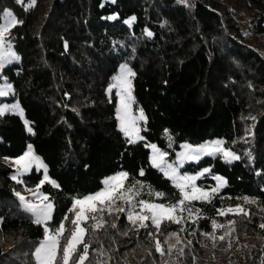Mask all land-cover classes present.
<instances>
[{"label":"trees","instance_id":"obj_1","mask_svg":"<svg viewBox=\"0 0 264 264\" xmlns=\"http://www.w3.org/2000/svg\"><path fill=\"white\" fill-rule=\"evenodd\" d=\"M30 3L0 0V22L6 9L22 21L6 35L19 59L0 67V81L13 88L0 103L18 101L31 129L18 114L0 115V264H34L44 236L42 224L14 193L38 185L41 171L33 168L14 181V169L4 162L22 155L28 144L54 182L40 187L53 203L49 230L68 226L74 199L98 192L117 172L127 174L123 188L133 189V204L116 199L111 212L106 205L94 213L103 228L85 222L84 264H264V0ZM121 63L134 72V105L145 115L137 142L119 130L117 96L108 91ZM213 138H221L238 159L203 156L182 171L208 169L198 185L211 190L219 174L224 187L209 200L186 202L192 215L179 212L180 223L163 220L159 229L151 220L146 227L133 225L128 211L138 212L140 200L175 204L181 198L150 163L148 145L173 160L183 142ZM237 206L244 212L219 215ZM213 221L225 227L214 229ZM229 227L234 230L220 240ZM156 240L164 254L155 250ZM169 243L176 245L171 253ZM83 250L78 245L77 254Z\"/></svg>","mask_w":264,"mask_h":264},{"label":"snow or ice","instance_id":"obj_2","mask_svg":"<svg viewBox=\"0 0 264 264\" xmlns=\"http://www.w3.org/2000/svg\"><path fill=\"white\" fill-rule=\"evenodd\" d=\"M36 0H31V3L27 5V7H33L35 5ZM7 15H11V13H7ZM134 19V18H133ZM130 22V21H129ZM17 23H22V21H17L16 19H10L9 22L2 27H0V49H3L7 43L6 33L9 31V27L15 26ZM151 35V33H149ZM3 57L0 56V59ZM134 75L131 70L127 69L126 66L122 67V74L117 78L119 85L123 86L125 91L128 93L127 99L130 100V80L128 79L129 76ZM10 87V85H9ZM6 95V92L0 91V96ZM127 112H128V104L126 103V97L121 96V107L118 112V119L121 122V128L125 132L126 135L129 134V128L127 125ZM2 114V111H0ZM139 119H144L143 114ZM133 131L135 128L133 126ZM31 131V129H29ZM129 142H132L131 140ZM153 148L154 155L152 157V164L154 166L159 167L163 161V156L165 153L159 152L156 149L155 145H151ZM214 151H223V155L226 158L231 159H238L233 153L229 151H224L220 148H215ZM189 159H197L196 156H189ZM21 169L27 170L28 167L32 163H36L38 167H44L39 161L38 158L32 155L31 146L29 145V150L23 156L19 157L15 162ZM170 167V166H169ZM19 171V169H18ZM207 171V169L205 170ZM175 170L173 169L171 172H165L166 175H172L175 178ZM141 174H143L141 172ZM127 176L126 173H119L117 176L109 177L104 180V189L95 194L84 196L82 199H74L73 207L69 209L70 212H74L75 218L72 219L73 228L70 231V235H68L66 242L63 245H60V238L65 233V226L63 223L55 230L54 233H50L47 229H45V239L40 243V246L36 248L34 256L38 262V264H70V262H74V264H84V262L88 259V248L89 245L84 243V235H85V228L82 227V223L92 219L95 220L96 223L91 225L92 229H100L104 227V220L101 217H97L95 215L89 216V213H97L104 211V207L107 205L109 212L112 211L111 204L116 199L125 200L126 203L129 205L133 204V189H127V195L125 194V190L122 185V179ZM16 177L14 176L13 179ZM197 177L195 176H182L179 177L177 187L180 189L181 199L178 200L175 204L165 205V204H156L151 203L148 201L140 200L139 203V212H135L133 210L128 211V220L133 225H139L140 227H146L147 225L144 223L145 221L151 220L152 224L156 225L157 229L163 220H168L175 223H180L182 217L177 215V212H184L187 211L189 216L192 215V209L186 207V202L191 200H209L213 194H215L219 187L223 186L224 181L222 178H216L219 183L217 187L212 188L210 191H206L196 187L193 183ZM48 180L47 175H45L44 180L41 181L43 184L45 181ZM54 183V182H53ZM40 185H37V191L33 192V196H37L39 194ZM191 188V191H188V188ZM19 198L24 201L25 198L20 196L17 193ZM157 196H162L163 193H156ZM247 200V198H245ZM48 197H42V202L40 204H32L30 202L25 201V209L32 213L35 216L34 222L37 224H41L46 220L51 218L50 212L52 209L51 203H44L47 201ZM252 202V201H249ZM78 209V210H77ZM117 212H124V208H117L115 209ZM226 212H233L236 214L243 213L244 210L237 206V208H228L226 210H219V215H225ZM245 215L247 213H244ZM67 219V217H65ZM213 228H223L224 225L217 224L216 221H213ZM233 222L229 221V226H231ZM112 227H116L115 224ZM261 228H264V224L260 225ZM231 227H229V231L225 232L224 236H220V240H224L231 231H233ZM183 231V229H182ZM210 235V238L213 240L216 239L214 233L212 234H205ZM171 236L175 237L176 233H172ZM164 243H168L166 240ZM177 243H179V238L177 237ZM191 244V241L188 242ZM83 244V252L77 254V247L78 245ZM215 246V245H213ZM62 248V255L58 257V249ZM176 248L175 244L168 245V252L171 253L173 249ZM155 250L161 254H164V249L162 248L161 241L156 240L155 242ZM180 255L184 254V249L179 248L177 249ZM78 255V260L75 259V255ZM103 255V252L100 253Z\"/></svg>","mask_w":264,"mask_h":264},{"label":"rangeland","instance_id":"obj_3","mask_svg":"<svg viewBox=\"0 0 264 264\" xmlns=\"http://www.w3.org/2000/svg\"><path fill=\"white\" fill-rule=\"evenodd\" d=\"M6 12L7 13H11V15H7ZM244 16H245V21H246V15H244ZM13 18L16 19L15 16L13 15V13L6 9L4 11V13H3L2 21L0 22V27H2L3 25L7 24L9 22V20L13 19ZM10 28L11 27H9V29ZM7 34L8 33H6V35ZM0 56L3 57L2 59H0V67H3L5 65H7V64H10L12 62L18 61V59H19L18 54L14 52V50L11 48V46H10V44L8 42L6 43V45H5V47L3 49H0ZM123 66H126L127 69L131 70V72L134 73L132 71V69L129 67L128 64L121 63L119 65L116 73L113 75L112 82H111L110 87L108 88V91L114 90L115 93H116V96H117L116 118H117V124H118L119 130L123 133V135L129 141L131 140L132 142H137V141H140V140L143 139L142 132H141V123L145 122V115L140 109H136L135 105H134L135 99H134V95H133V92H132V82H131L133 75L128 77V79L130 80V96H131L130 100L127 99L128 93L125 91L124 87L119 85V82H118L117 78L122 74V67ZM9 85H10V87H9ZM0 91L6 92V95L0 96V100L2 98L10 97L11 94L13 93V88H12L11 83H9L5 79H2L0 81ZM122 95L126 97V103L128 104V112H127V118H128L127 119V125H128V128H129V134L128 135H126L125 132L122 130L121 122L118 119V112H119V109L121 107V96ZM0 111H2V114H0V115H3L4 113H7V112L18 114L24 120V122L26 123V126H27L28 130L30 129L28 122L24 118L23 111H22L18 101L13 100V101H4L3 103H0ZM141 112L143 114L144 119H139V117L141 115ZM133 126L135 128V131L132 130ZM29 145L31 146L32 155L35 156L36 158H38L40 163L42 165H44V167H38L36 165V163H32L28 167V169L25 171V170L21 169L18 165H16L14 163L19 157L23 156L26 152H28ZM151 145H153V144H149L148 147L150 149V157H149V159H150V163L152 164V157L154 155V152H153V148L151 147ZM217 147L222 149V150H224V151H229V152L233 153L237 157V155L234 152H232L230 149H226L224 147L223 140L221 138H213V139H209V140H207V141H205L203 143H200V144H190V143H187V142H183L180 145V148L178 150H176L175 157H174L173 160L168 159L167 158V154L165 152H163L161 149L156 147V149L159 150V152L165 153V155L163 156V161H162V163L160 164L159 167L154 166L153 164L152 165L154 167H156L159 171H161L163 173V175L166 176L173 183V185H175V186L178 183L179 177H182V176H195L197 178H196V180L193 183L196 185V187H198L200 189H203V190H206V191H210L209 189L201 188L198 185V183H197L198 179H200L208 171V169H207V171H205L206 169H204V170H201V171L196 172V173H188V172L182 171V167L184 166V164L186 162H196L200 158H202L203 156H217V155H219V156H221L223 159H225L228 162H231V161L235 160V159H231L230 157L226 158L223 155V151H214V149L217 148ZM189 156H196L198 158L197 159H189L188 158ZM4 162H6L8 165H10L14 169L13 173L11 174V178L12 179H13L14 176L16 177L15 179H13L14 181H20L23 175L29 173L31 171V169L34 168L37 171H41L42 180H44L45 175H47L48 180L45 181V182H49L51 184H54L53 181L48 176L47 168H46L45 163L43 162L41 157H39L38 155L35 154L31 144L27 145L26 150L24 151V153L22 155H20L18 157H14V158L6 157V158H4ZM18 169H19V171H18ZM173 169L175 170V173H174L175 174V178H173L172 175H166L165 174L166 171L167 172H171ZM119 173H125V172H123V171L122 172H117V173H115V174H113V175H111L109 177L117 176ZM109 177H107V178H109ZM107 178H105V179H107ZM125 178L122 179V185H123V182H124ZM216 178H222V180L224 181L223 186L219 187V189H218V190H220L221 188L224 187V185L226 183V180H225V178L223 176H221L219 174L213 175V179L215 180V185L213 186V188L217 187V185L219 183V181ZM104 180H103V182H104ZM38 185H40V187H41V182ZM40 187H39V190H38L39 194L37 196H33V192L37 191V185L36 186H29V187L28 186H23V189H16L14 191L16 197L18 198L21 206L24 209H25V201L30 202L32 204H40L42 202V197H44V196L48 197V195H46L45 193H43L41 191ZM104 187H105V185L103 183L102 189H104ZM102 189H100L99 191H101ZM187 190L191 191V188L189 187ZM17 193H19L20 196H23L25 198V200L22 201L19 198V196L17 195ZM93 194H95V193H93ZM125 194L127 195L128 193L125 192ZM90 195H92V194H90ZM78 199H82V198H78ZM44 203H51L52 204V209H51V212H50V216L52 217V213H53V203H52V201L48 197V200L44 201ZM156 204H158V203H156ZM165 205H171V204H165ZM139 210H140V208H139ZM88 215L92 216V215H94V213H89ZM177 215L179 216V211L177 212ZM33 218L35 220V216L34 215H33ZM74 218H75L74 212H71L70 216H69V220H68V226L65 227V233L60 238V245H63L65 243L68 235H70V231L74 227L73 224H72V219H74ZM50 219L44 221L43 223H41L42 226L44 227V236H43V238L41 239V241L39 242V244L37 245L36 248H38L40 246V243L42 241H44V239H45V229H47L50 233H54L55 232V230H49V228L47 227V222L50 221ZM89 221L93 222L94 220L89 219V220H87L85 222H89ZM85 222H83L82 225H81L84 228H85ZM66 233H69V234L65 236ZM36 248H35V250H36ZM35 250H34V253H35ZM59 250L60 249H58V253H59ZM34 253H33V255H34ZM58 257H59V255H58ZM34 259H35V263L34 264H38L35 256H34Z\"/></svg>","mask_w":264,"mask_h":264}]
</instances>
